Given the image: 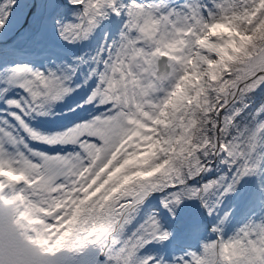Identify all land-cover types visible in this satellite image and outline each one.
Instances as JSON below:
<instances>
[{
	"label": "snow or ice",
	"instance_id": "1",
	"mask_svg": "<svg viewBox=\"0 0 264 264\" xmlns=\"http://www.w3.org/2000/svg\"><path fill=\"white\" fill-rule=\"evenodd\" d=\"M0 264H264V0H0Z\"/></svg>",
	"mask_w": 264,
	"mask_h": 264
}]
</instances>
